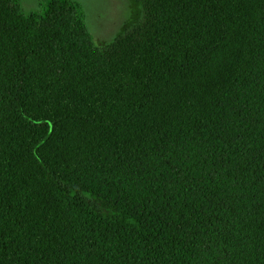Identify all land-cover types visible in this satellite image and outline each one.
<instances>
[{"label": "trees", "instance_id": "1", "mask_svg": "<svg viewBox=\"0 0 264 264\" xmlns=\"http://www.w3.org/2000/svg\"><path fill=\"white\" fill-rule=\"evenodd\" d=\"M0 0V264H264V0Z\"/></svg>", "mask_w": 264, "mask_h": 264}, {"label": "rangeland", "instance_id": "2", "mask_svg": "<svg viewBox=\"0 0 264 264\" xmlns=\"http://www.w3.org/2000/svg\"><path fill=\"white\" fill-rule=\"evenodd\" d=\"M23 15L40 14L51 0H16ZM74 3L90 41L104 48L141 18V6L135 0H69Z\"/></svg>", "mask_w": 264, "mask_h": 264}]
</instances>
